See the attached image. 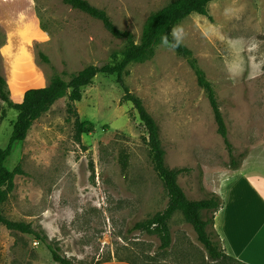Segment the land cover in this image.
<instances>
[{
    "label": "rangeland",
    "instance_id": "1",
    "mask_svg": "<svg viewBox=\"0 0 264 264\" xmlns=\"http://www.w3.org/2000/svg\"><path fill=\"white\" fill-rule=\"evenodd\" d=\"M87 1L139 42L147 17L173 0ZM174 30L215 90L240 164L231 169L193 71L169 46H159L151 60L127 68L124 83L158 124L167 165L184 169L178 183L192 200L222 196L242 176L264 195V0H217L208 16L192 14ZM122 48L100 21L62 0H0V73L15 103L54 74L68 80ZM122 94L115 76L99 74L74 103L79 119L94 124L92 133L75 141L64 97L14 144L5 167L20 165L23 174L15 176L2 211L30 223L46 242L0 225V264H58L47 244L72 264H213L179 213L169 223L172 246L164 254L156 236L131 231L162 211L167 195L149 162L139 118L130 103H121ZM2 109L0 147L16 117L0 102V115Z\"/></svg>",
    "mask_w": 264,
    "mask_h": 264
},
{
    "label": "trees",
    "instance_id": "2",
    "mask_svg": "<svg viewBox=\"0 0 264 264\" xmlns=\"http://www.w3.org/2000/svg\"><path fill=\"white\" fill-rule=\"evenodd\" d=\"M72 9L78 10L93 19L100 21L105 30L113 37L123 41V48L112 52L110 60L101 65H89L82 70L68 75V80L61 75L54 74L49 83L43 87L27 89L23 100L15 103L10 99L7 82L0 73V102L7 109L16 113L11 121V134L8 143L0 147V225L7 230L22 234L33 235L36 239L46 242V238L35 231L30 223L14 221L7 218L2 211L3 204L14 189V178L23 174L18 165L12 171L5 167L6 160L10 157L14 144L22 142L33 123L45 114L59 99L67 98V114L74 119V139L80 141L82 135L94 131V124L90 121H81L74 103L81 101L82 88L91 84L97 75L115 76L116 82L122 89L121 103H130L132 111L136 113L145 133L143 142L147 147V156L153 172L161 181L167 195L166 207L151 217L135 223L131 231L144 232L156 236L159 245L157 252L166 253L172 246L169 223L176 213L191 225L198 242L203 246L207 259L213 264H246L226 254L222 240L214 229L215 214L223 208L224 201L216 193L201 200L189 199L178 183V176L184 169H172L166 163V152L160 139V129L154 118L146 110L142 100L131 93L124 83L128 74L127 68L132 64L144 63L151 60L159 46H169L177 56L182 57L193 71L196 83L201 88L210 105L217 134L222 138L229 153L231 169L239 167L238 161L233 157V149L228 140L227 128L219 108L215 90L206 78L205 72L200 68L192 51L173 37L174 28L192 14L208 16V6L217 0H173L159 10L152 12L145 20L139 42L127 30L119 29L105 12L90 4L87 0H62ZM48 63L47 57L40 55ZM5 116L1 110L0 120ZM122 167L127 165V156H121ZM52 254V259L58 264H72L65 257H61L57 249L47 244ZM154 260V259H152ZM135 264V263H131Z\"/></svg>",
    "mask_w": 264,
    "mask_h": 264
},
{
    "label": "crops",
    "instance_id": "3",
    "mask_svg": "<svg viewBox=\"0 0 264 264\" xmlns=\"http://www.w3.org/2000/svg\"><path fill=\"white\" fill-rule=\"evenodd\" d=\"M221 197L224 206L215 214L214 229L226 254L246 264H264V195L242 176Z\"/></svg>",
    "mask_w": 264,
    "mask_h": 264
},
{
    "label": "clouds",
    "instance_id": "4",
    "mask_svg": "<svg viewBox=\"0 0 264 264\" xmlns=\"http://www.w3.org/2000/svg\"><path fill=\"white\" fill-rule=\"evenodd\" d=\"M175 31V30H174Z\"/></svg>",
    "mask_w": 264,
    "mask_h": 264
}]
</instances>
